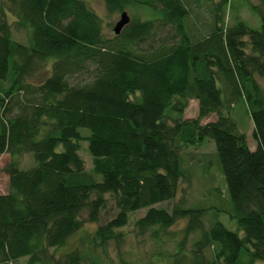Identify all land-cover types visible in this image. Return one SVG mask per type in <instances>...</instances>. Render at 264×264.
<instances>
[{"label": "trees", "instance_id": "1", "mask_svg": "<svg viewBox=\"0 0 264 264\" xmlns=\"http://www.w3.org/2000/svg\"><path fill=\"white\" fill-rule=\"evenodd\" d=\"M204 1L210 27L194 38L182 0H103L109 14L141 7L152 16L130 18L111 37L81 0H0V156H10L3 169L8 191L0 194V264L23 257L26 264H81L76 250L54 259L49 249L83 227L84 209L95 222L107 194L115 197L118 213L97 227L93 239L100 244L118 241L128 215L146 209L135 223L140 234L156 227V236L187 220L171 264H239L243 250L249 264L264 263V88L255 79L264 80V11L243 0L259 27L242 21L226 26L229 0ZM4 2L14 6L17 25L29 29L27 44L13 40ZM166 28V43H157ZM46 68L39 85L27 82ZM84 74L91 80L70 82ZM20 94L28 98L13 103ZM239 98L253 122L255 150L224 114ZM193 100L197 117L184 119ZM17 103L18 112L8 117ZM212 114L214 121L201 123ZM205 140L215 145L228 195L224 212L241 236L215 214L204 229V207H155L173 200L188 179L182 152ZM81 141L92 173L79 156ZM23 154H31L33 167L20 168ZM196 232L199 238L184 252ZM209 247L214 251L208 260Z\"/></svg>", "mask_w": 264, "mask_h": 264}, {"label": "rangeland", "instance_id": "2", "mask_svg": "<svg viewBox=\"0 0 264 264\" xmlns=\"http://www.w3.org/2000/svg\"><path fill=\"white\" fill-rule=\"evenodd\" d=\"M92 8L102 20L103 33L106 37L113 35L112 29L118 22L120 14H109L104 6L103 0H81ZM189 8L190 14L187 18V27L194 38H201L208 33L210 27V6L204 0H182ZM251 5H260L264 11V2L259 0H250ZM7 14L6 19L11 26V36L16 42L27 44L29 33L25 27L17 25V15L14 6L8 2H4L2 6ZM10 9V10H9ZM129 18L149 19L152 16L148 11H144L141 7H130L125 10ZM245 22L251 28L259 27L258 16L252 12L249 5L243 0H229L226 9L224 25L233 26L236 22ZM170 29L166 28L158 32L155 41L157 43H166ZM167 40V39H166ZM145 47V45L143 46ZM249 52V51H248ZM53 62V59L50 61ZM48 68L36 72L27 82L33 86H37L48 75ZM92 71V68L89 72ZM91 75L84 74L75 76L70 80L71 83L86 82L91 80ZM256 81L264 88V80L255 75ZM12 100L24 102L28 98L25 94ZM224 99V98H223ZM14 105L12 112L8 117L14 116L17 112V105ZM198 114V105L196 101H189L188 107L183 113L184 119H195ZM225 115H228L236 124L238 133L245 135L246 142L250 150H255L256 140L253 137V122L251 120L248 108L243 98L237 99L229 107H226ZM215 115L202 119L201 123L214 121ZM83 136L89 135L86 129H81ZM79 156L83 160L84 168L87 172L92 173V158L87 150V143L80 142ZM183 166L187 180H182L179 189L173 200L164 202L155 207H161L170 210L174 204H183L187 207L201 206L209 211L203 217V228L207 229L210 225L213 215H217L224 227L232 232H238L234 221L230 220L228 214L224 212L226 209L228 195L223 175L218 167L215 145L211 140H205L199 147H189L182 152ZM10 156L5 153L0 156V194H6L8 191V178L3 169L9 162ZM20 168L29 169L35 165L31 154H23L19 158ZM219 196V198L217 197ZM91 195L90 199H93ZM222 204V205H221ZM118 209L115 204V197L105 195V203L100 209L95 222L87 220L88 211L84 209L80 218L83 221V227L68 238L66 244L56 249L50 248L49 253L54 255V259H60L63 255L76 250L82 257L81 264H92L98 262L100 264H171L172 254L176 250V246L182 239L183 230L187 220H178L174 225L165 231H158L156 236H152L151 232L156 231V227L150 231L140 234L136 228V221L142 218L146 209L132 212L128 215L127 224L118 229L116 233L120 234L118 241H108L106 244H100L93 239L94 233L98 226L104 225L117 216ZM199 238V232L189 235L185 243L186 253L192 249V244ZM213 248L209 247L204 251L206 259L213 257ZM27 257L18 259L11 264H26ZM10 264V263H9ZM50 264H54L51 262ZM239 264H249L246 251L243 250L240 255ZM254 264H264L256 262Z\"/></svg>", "mask_w": 264, "mask_h": 264}, {"label": "water", "instance_id": "3", "mask_svg": "<svg viewBox=\"0 0 264 264\" xmlns=\"http://www.w3.org/2000/svg\"><path fill=\"white\" fill-rule=\"evenodd\" d=\"M130 22V18L127 15L126 12H122L120 14V18L118 20V22L114 25L112 32L114 35H119L121 33V31L123 30V28L125 26H127Z\"/></svg>", "mask_w": 264, "mask_h": 264}]
</instances>
